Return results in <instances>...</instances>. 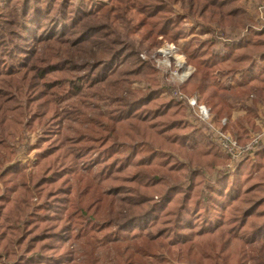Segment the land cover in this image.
<instances>
[{"label":"trees","instance_id":"trees-1","mask_svg":"<svg viewBox=\"0 0 264 264\" xmlns=\"http://www.w3.org/2000/svg\"><path fill=\"white\" fill-rule=\"evenodd\" d=\"M108 1L0 0V264H264V145L216 171L226 156L128 36L176 44L190 17L210 39L184 44L179 90L220 117L209 87L233 73L264 103V28L216 47L246 28L240 0ZM35 131L27 173L10 145Z\"/></svg>","mask_w":264,"mask_h":264},{"label":"rangeland","instance_id":"rangeland-1","mask_svg":"<svg viewBox=\"0 0 264 264\" xmlns=\"http://www.w3.org/2000/svg\"><path fill=\"white\" fill-rule=\"evenodd\" d=\"M99 1L104 4L110 3L108 0ZM239 5L244 7L247 14L246 28L226 32L228 38L225 39L221 36L217 37L218 45L216 47H221L223 43H233V39L242 37L244 34L251 32V29L260 30L264 28V0H240ZM172 12L174 13L173 18L183 16L184 7L181 5L172 6ZM131 14L136 15L135 11ZM195 24L190 17H186L181 24L185 38L179 40L176 44L164 41L157 49H147L146 43L139 41L140 36L135 31L129 30L128 36L136 44L141 59L152 64L158 71L160 80L168 88H171L166 97L181 102L185 106L186 123L193 129L202 131L207 144L211 143L214 149L223 155L222 157H227V159L225 157L223 165L215 167L216 171H221L224 168L227 169L228 165L231 166V158L221 146V140L234 141L240 147L249 146L252 137L261 131L260 122H264V103L257 91L258 79L249 80L248 82L244 81L246 82L245 84L238 85L236 84L237 81H242L238 73L227 76L222 83V89H215L214 86L209 87V90L215 91V95L225 103L228 109V112L220 117H217L211 108L199 99L197 94L187 96L179 90V87L187 82L195 72V69L187 63L183 54L184 44L192 37H195L198 41L210 39L209 34L190 35ZM115 26L120 32H123V28L119 27L120 23L115 24ZM209 28L220 33V29H217L218 27L215 25H210ZM248 28L250 30H247ZM219 38L222 39L220 40ZM201 107L207 112V116L204 118L200 113ZM39 137H41L40 132H27L22 139H17L10 145L12 149L16 150V160L27 167V173L33 171L35 158L38 153L36 149L29 150V147L33 146ZM197 145L198 143L193 146ZM259 245L254 248H258ZM260 257L264 259V250Z\"/></svg>","mask_w":264,"mask_h":264},{"label":"built area","instance_id":"built-area-1","mask_svg":"<svg viewBox=\"0 0 264 264\" xmlns=\"http://www.w3.org/2000/svg\"><path fill=\"white\" fill-rule=\"evenodd\" d=\"M200 113L202 114L203 118L207 116L206 110L202 107L200 108ZM260 128V133L252 137L251 144L249 146L240 147L234 141H230L227 139L221 140V146L226 151V154L231 158V168L233 167V165L239 163L241 159L245 158L246 156L252 155L256 147L261 143H264V122H260Z\"/></svg>","mask_w":264,"mask_h":264},{"label":"crops","instance_id":"crops-1","mask_svg":"<svg viewBox=\"0 0 264 264\" xmlns=\"http://www.w3.org/2000/svg\"><path fill=\"white\" fill-rule=\"evenodd\" d=\"M241 78V77H240ZM255 78V77H254ZM240 82H242V83H240ZM245 82H243V81H237V83L236 84H238V85H243Z\"/></svg>","mask_w":264,"mask_h":264}]
</instances>
